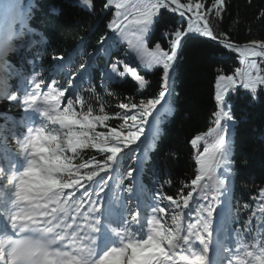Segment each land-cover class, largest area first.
I'll return each instance as SVG.
<instances>
[{
  "label": "snow or ice",
  "instance_id": "1",
  "mask_svg": "<svg viewBox=\"0 0 264 264\" xmlns=\"http://www.w3.org/2000/svg\"><path fill=\"white\" fill-rule=\"evenodd\" d=\"M80 3L89 11L95 9L94 0H80ZM103 7L106 12L114 7L115 12L106 25L108 32L100 38L91 55L102 52L110 57L129 32L135 36V43L128 39L127 45L135 55L126 51L124 59L105 67L101 73L102 84L130 76L138 82L139 89L145 90L149 82L138 74L136 67L130 66L132 59H138L145 70L162 72L158 95L139 104L120 103L118 107L122 112L117 113V118H122L124 123L110 127L108 115L93 117L91 109L83 114L73 106L71 96L77 84L91 80V64L81 65L80 71L70 73L71 56L51 53L56 73L69 76L68 88L72 91L68 96L65 95L67 90L53 87L55 79L45 85L39 72L34 71L30 79L22 71L16 72L22 81L21 103L25 115L14 122L12 135H17V128L25 131L20 132L16 140L18 152L9 156L5 150L7 166H0V264H245L234 256L229 247L231 240L223 229H215L218 255L215 262L209 251L216 206L229 201L235 175L231 136L237 122L228 110L230 100L227 98L238 91V85L254 98L264 91V41L241 46L226 34L213 32L209 13L219 19L226 0H212L207 8L201 0L195 3L191 0L188 3L106 0ZM161 9L186 19L187 27L163 33L170 37L168 50H163L159 43L149 50L146 40L154 30ZM260 16L264 17V10ZM32 17L31 5L25 8L21 0H0V67L5 71H8L5 57L16 50L13 41H21L19 47H24L26 35L38 34V30L30 26ZM189 35L210 38L237 53L243 67L236 68L232 75L219 74L216 78L215 127L209 129L206 136L198 134L190 141L197 150V174L190 182L191 191L179 198L165 197L160 185L154 189L155 206L149 207L147 214L131 211V206L123 200L101 196L108 186L106 177L110 178L122 159H132L136 167H130L126 176L134 184L139 181L136 174L148 160L146 156L142 158V137L147 136L148 128L152 130L153 139L158 136L159 130L153 125L155 114L158 105L174 94V73L180 49ZM37 43L32 39L29 50ZM44 55H47L46 48L28 63L35 65ZM44 88L47 90L43 91ZM0 99L16 102L20 95L5 89ZM63 100L67 103L62 107ZM97 126L104 130L97 131ZM201 143L202 152L199 151ZM88 149L102 155L103 161L92 157L85 163L74 164L80 153ZM119 183H123V179ZM140 186L143 187L142 183ZM126 191L132 193L133 188ZM259 197L264 199V188L260 189ZM165 199L168 204L161 207L159 202ZM166 208L174 209L172 226H166L157 218ZM248 208L244 203L241 210ZM258 212L259 215L252 212L245 229L253 218L258 225H264V203L259 205ZM236 235L239 238V231ZM241 249L250 258L247 264H264V240L253 244L242 242L236 251Z\"/></svg>",
  "mask_w": 264,
  "mask_h": 264
},
{
  "label": "trees",
  "instance_id": "2",
  "mask_svg": "<svg viewBox=\"0 0 264 264\" xmlns=\"http://www.w3.org/2000/svg\"><path fill=\"white\" fill-rule=\"evenodd\" d=\"M105 2L106 0H94L95 9L89 11L80 0H21L25 8L32 6L33 17L29 23L34 30H38V34L34 32L31 36L38 43L29 50L25 48L26 36L23 40L24 47H19L21 41H15L16 50L11 51L6 60L8 64L21 68L20 71L29 79L34 71L39 72L43 83L49 79L52 72L56 73L50 58L52 52L63 53L66 57L71 56L68 69L70 73L80 71L81 65L91 64L92 67L89 69L92 74L91 80L77 84L75 94L71 96L73 106L78 113L83 114H88L91 109L93 117L108 115L110 117L108 125L119 127L124 121L117 118V113L122 112L118 105L137 104L141 100L157 97L162 72L156 69L145 70L138 59H132L130 66L136 67L138 74L149 82L145 90L139 89L138 82L130 76L102 84L101 73L105 67L117 59H124L126 51L132 56L135 55L130 52L127 45L128 39L135 43V36L131 32L126 34L123 42L118 45V50H114L110 57L102 52L94 57L91 55L97 49L100 38L108 32L106 25L115 12L114 7L106 12L103 7ZM181 2L188 3L189 0ZM191 2L195 3L196 0ZM201 2L207 8L210 7L212 0ZM262 10L264 0H226L222 16L217 19L213 13H209L208 18L214 33L226 34L233 43L240 45L250 41H264V17L260 16ZM186 27V19L161 9L154 30L146 40V46L152 50L159 43L163 50H168L170 37L164 36L163 33H173ZM45 48L47 55L37 59L35 65L28 63L36 54H42ZM239 60L237 53L199 35H189L184 40L179 53L178 67L174 73V94L167 98V102H163L161 111L153 121V125L159 130L158 136L153 139L151 130L147 145L141 148L142 158L143 156L148 158L139 173L138 181L139 194L143 202H153L154 189L160 185H163L161 191L165 197L179 198L191 191L190 182L197 174L195 162L197 150L190 141L198 134L206 136L209 129L215 127L213 114L217 110L216 78L219 74L232 75L236 68L243 67ZM6 76L8 77V74ZM12 79H9L11 83ZM53 79H55L53 87L61 91L71 90L68 88L67 74L56 73L52 75L50 82ZM227 99L230 100L228 110L237 122L231 136L235 175L232 195L221 207L226 212L225 223L228 224L231 240L229 247L234 254L244 256L242 249L236 251L240 243L253 244L264 240V225H258L255 218L248 229L244 228L252 212L256 211L259 215L258 207L264 203V199L259 197L260 189L264 188V91H260L254 98L253 94L238 86V91ZM20 113L19 104H11L5 99H0V128L4 129V133L11 134L8 120L19 119ZM96 130L104 129L97 126ZM13 140L14 137L4 143L12 153H16ZM199 151H203V143ZM92 157L101 162L104 159L95 150L88 149L81 152L73 163H85ZM130 167L135 168L136 161L122 159L114 174L110 178L106 177L108 180L111 179V182H108L105 189L108 190V197L123 200L125 204L131 206L132 211L138 199L133 192L126 191L129 187L133 188L134 184L126 176ZM121 179L123 183H119ZM141 183L143 187L140 186ZM159 203L164 207L168 204L166 199ZM244 203H247L249 208L241 210ZM173 210L166 208L168 215L163 217L169 226L172 223ZM225 223L223 222L221 226L223 227ZM238 231L239 238L236 235Z\"/></svg>",
  "mask_w": 264,
  "mask_h": 264
},
{
  "label": "water",
  "instance_id": "3",
  "mask_svg": "<svg viewBox=\"0 0 264 264\" xmlns=\"http://www.w3.org/2000/svg\"><path fill=\"white\" fill-rule=\"evenodd\" d=\"M204 38H206V37H204ZM207 39H208V38H207ZM210 41H212V43H214V44H218V43H217L216 41H214V40H211V39H210ZM251 42H254V41H250V42H247V43H251ZM255 42H257V41H255ZM244 44H246V43H244ZM244 44H240V45L242 46V45H244Z\"/></svg>",
  "mask_w": 264,
  "mask_h": 264
},
{
  "label": "rangeland",
  "instance_id": "4",
  "mask_svg": "<svg viewBox=\"0 0 264 264\" xmlns=\"http://www.w3.org/2000/svg\"><path fill=\"white\" fill-rule=\"evenodd\" d=\"M43 91H44V90H43ZM139 103H140V102H139ZM139 103H137V104H139ZM103 194H104V193H101V196H102V197H104ZM185 223H186V222H185ZM197 243H198V242H197Z\"/></svg>",
  "mask_w": 264,
  "mask_h": 264
}]
</instances>
